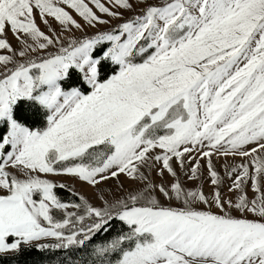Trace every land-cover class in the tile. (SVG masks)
Returning a JSON list of instances; mask_svg holds the SVG:
<instances>
[{
  "label": "snow or ice",
  "instance_id": "obj_1",
  "mask_svg": "<svg viewBox=\"0 0 264 264\" xmlns=\"http://www.w3.org/2000/svg\"><path fill=\"white\" fill-rule=\"evenodd\" d=\"M26 250L264 264V0H0V259Z\"/></svg>",
  "mask_w": 264,
  "mask_h": 264
},
{
  "label": "trees",
  "instance_id": "obj_2",
  "mask_svg": "<svg viewBox=\"0 0 264 264\" xmlns=\"http://www.w3.org/2000/svg\"><path fill=\"white\" fill-rule=\"evenodd\" d=\"M57 191L61 196L68 195L65 190L57 189ZM59 258V255L52 256L38 250H26L12 261L0 259V264H57Z\"/></svg>",
  "mask_w": 264,
  "mask_h": 264
},
{
  "label": "rangeland",
  "instance_id": "obj_3",
  "mask_svg": "<svg viewBox=\"0 0 264 264\" xmlns=\"http://www.w3.org/2000/svg\"><path fill=\"white\" fill-rule=\"evenodd\" d=\"M9 39L12 40L11 34H9ZM12 43L15 44V40H12ZM215 162H216V167L222 171V163H223V161L217 159ZM165 178L166 179L168 178L167 174H166ZM56 179H58V180H67L66 177H58ZM67 182L71 183V181H67ZM111 183L112 182L109 181V184H111ZM76 188L78 190H80L81 192H83L84 194H86V195H89V196L91 195L92 190L90 188H88L87 186H84V185H81L79 183H76ZM251 194H252L251 191H249V195H251ZM93 202L95 203L96 201H93Z\"/></svg>",
  "mask_w": 264,
  "mask_h": 264
}]
</instances>
